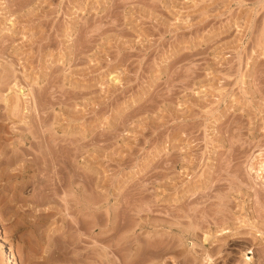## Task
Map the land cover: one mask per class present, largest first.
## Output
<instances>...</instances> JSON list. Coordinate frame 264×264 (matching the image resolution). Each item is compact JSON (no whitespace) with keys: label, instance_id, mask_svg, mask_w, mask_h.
Listing matches in <instances>:
<instances>
[{"label":"rangeland","instance_id":"1","mask_svg":"<svg viewBox=\"0 0 264 264\" xmlns=\"http://www.w3.org/2000/svg\"><path fill=\"white\" fill-rule=\"evenodd\" d=\"M261 164L264 0H0V263L264 264Z\"/></svg>","mask_w":264,"mask_h":264},{"label":"bare ground","instance_id":"2","mask_svg":"<svg viewBox=\"0 0 264 264\" xmlns=\"http://www.w3.org/2000/svg\"><path fill=\"white\" fill-rule=\"evenodd\" d=\"M16 112V111H15ZM217 129H219V128H217ZM222 129V128H221ZM218 131V130H217ZM222 130H220L219 132H221ZM225 132V131H224ZM227 132H229V131H227ZM226 134V133H225ZM229 134V133H228ZM34 135V134H33ZM37 148V147H36ZM57 148V147H56ZM40 150V149H39ZM39 155V154H38ZM44 158V157H43ZM161 158V157H160ZM162 159V158H161ZM53 161V160H52ZM159 162V161H158ZM262 165V167H261V169L263 168V165L264 164H261ZM159 254V253H158ZM157 254V255H158ZM132 256V255H131ZM131 259V258H130ZM129 260V259H128ZM9 263H11V256H10V254H8V259H7V262H6V264H9ZM115 264V263H114Z\"/></svg>","mask_w":264,"mask_h":264},{"label":"crops","instance_id":"3","mask_svg":"<svg viewBox=\"0 0 264 264\" xmlns=\"http://www.w3.org/2000/svg\"><path fill=\"white\" fill-rule=\"evenodd\" d=\"M0 264H3V263H0Z\"/></svg>","mask_w":264,"mask_h":264}]
</instances>
